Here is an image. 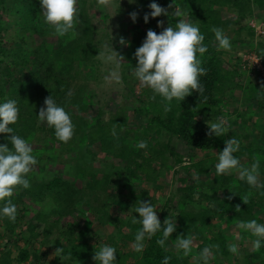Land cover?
Instances as JSON below:
<instances>
[{
	"label": "trees",
	"instance_id": "16d2710c",
	"mask_svg": "<svg viewBox=\"0 0 264 264\" xmlns=\"http://www.w3.org/2000/svg\"><path fill=\"white\" fill-rule=\"evenodd\" d=\"M152 2L168 13L171 3L178 5L188 15L189 21L199 24L205 37L203 43L208 48L203 56L197 54L202 66L207 69L206 75L200 77L203 95L193 91L182 102L173 100L168 111L163 98L156 96L153 99L152 91L143 87L134 75L137 65L134 54L145 40L147 31L151 29L159 34L158 21L161 18L170 20L169 25L175 26L170 13H162L155 18L149 15L145 23L144 16L151 12L149 5ZM141 3H144L141 9L131 8L127 12L129 15L136 13L139 20V24L130 31L128 48L122 50L117 47L121 51L120 56H123L120 66L125 89L122 96L124 100H130V104L123 101L117 103L112 98L102 105L97 100L93 84L101 83L98 55L104 40L109 37L106 34L101 38L98 36L97 19L92 14L97 8L96 0H77L79 19L75 29L63 37L56 35L44 23L40 0H0V102L15 100L19 109L17 122L9 125L13 133L0 134V144L11 148L8 137L14 134L21 136L32 145V154L37 160L27 177L30 187H18L11 197L17 207L15 222L6 217L0 218V264H46L49 254L47 249L44 250L46 246L49 250L62 249L59 256L62 264H97L93 257L99 248L92 247L85 238L93 231L94 222L83 214L84 207L101 225L113 226L108 244L117 249L118 264H161L165 256L170 257L169 264H191V255L184 257L171 248L177 235L199 242L195 250L197 253L204 247H211L214 257L229 258L231 253L225 236L219 235L208 241L202 233L205 227H209L206 226L208 216L213 217L215 209L219 210L221 220L228 218L235 227L252 219L264 223V188H252L236 177L231 184L232 178L228 175L215 176V181L207 183L190 181L188 177L179 176V171L175 170L181 186L178 189L179 198L166 200L160 210V221L163 224L165 219H175L176 231L165 247L157 244L161 232L145 240L142 254L134 249L123 252V247H132L135 234L140 229L139 223H132L133 216L139 218V214L135 213L139 202L156 203L142 188L144 183L155 185L157 177L169 163L182 169L193 168L199 175L209 173L202 162L183 166V157L171 147L174 141H182L190 149L219 153L225 147V141L232 137L239 141L243 137L248 142L249 132L240 136L234 128L252 126L260 133L248 144L240 143L239 159L243 166L245 160L253 163L259 159V182L264 184V88L254 85L252 90L260 96L253 106L240 112L234 91L243 89V85L236 80V64L229 68L223 59L237 45L247 43L241 36L244 31L250 37L258 35L257 28L249 22L255 21L258 25L264 22V0H138L137 4ZM229 12H236L238 16L231 21L232 24L247 23L235 31L237 37L229 38L231 51L217 50L213 28L222 29L228 36V25L223 17ZM125 13L123 5L117 8L118 15ZM261 26L264 29V23ZM12 28L16 32H12ZM259 48L263 50V69L257 71L256 78L264 81L263 42ZM242 64L247 63L242 60ZM251 83L248 82L249 87ZM136 87L139 88L138 93ZM50 95L66 109L75 125L74 135L68 143L58 141L54 129L38 122L39 110ZM230 100L234 103L231 108ZM106 107L112 112L104 111ZM251 107L263 117L254 111L251 113ZM249 114H253L252 117ZM221 117L227 121V133L220 137L209 134L208 122L210 124ZM140 141H146L147 148H138ZM243 155L247 158L244 159ZM110 160L126 164L130 183L126 185L125 198L121 197L115 175L104 168L96 169L98 161L106 164ZM64 165L70 166L67 168L70 179H66L61 171L54 170ZM48 172L49 175H46ZM199 187L210 188L215 196L211 198L206 193H200L199 197L207 198L214 207L208 210V216L204 215L196 222L195 214L186 206L194 202ZM221 191L224 193L220 197ZM27 199L39 205L30 224L26 222L27 215L32 212ZM172 203L177 213H170ZM237 208L240 210L237 211ZM80 217H85L83 226L79 222ZM239 231L242 237L250 236L241 229ZM14 254L16 258H13ZM245 263L264 264V248L256 250L253 247Z\"/></svg>",
	"mask_w": 264,
	"mask_h": 264
},
{
	"label": "clouds",
	"instance_id": "9594fccd",
	"mask_svg": "<svg viewBox=\"0 0 264 264\" xmlns=\"http://www.w3.org/2000/svg\"><path fill=\"white\" fill-rule=\"evenodd\" d=\"M109 5V0H97V9L105 8ZM43 21L50 26L56 35L63 37L75 29L78 21L77 0H40ZM151 12L145 14V23L152 18L169 15L167 10L159 6L156 2L149 5ZM171 7V5H169ZM171 15L181 17L182 13L175 10ZM135 22L136 13L131 14ZM162 22L158 21V26ZM217 50H230V39L220 28H213ZM205 37L201 34L199 27L191 22L180 19L175 26H169L157 34L153 30H148L142 45L136 49L135 57L137 65L134 68V75L143 87L150 89L153 99L156 96L163 98L166 102L165 110H170L173 100L182 102L185 97L191 95L193 91L203 95V85L200 77L206 75L207 69L202 66V61L197 58V54L203 56L208 48L203 43ZM121 43L124 41L121 39ZM107 59L111 61L112 56ZM123 56H119V61ZM115 76V73H112ZM118 80L119 77L117 76ZM206 99V97H205ZM19 109L15 100L0 102V134L13 133V125L17 122ZM38 122H44L51 129H54L55 137L62 143H68L73 135L75 125L66 109L56 103L50 95L44 101L37 115ZM209 134L217 137L225 135L228 131L227 121L218 118L209 124ZM113 130V135H115ZM12 147L0 144V218H7L15 222L17 218V207L11 200L14 191L18 187L25 189L30 187L28 174L37 164L33 153V148L24 138L18 135L8 137ZM240 141L232 137L225 141V147L218 153L217 163L214 167L216 177L228 175L232 171H237L239 179L246 182L252 188H264V184L259 182L260 161L255 160L250 167L241 165L240 159L234 155L239 150ZM140 149L147 148L146 141L137 144ZM199 179V177H194ZM231 197H229L230 199ZM246 203V200L244 201ZM237 211L240 209L237 208ZM135 213L139 218L132 217V223H139L140 229L135 234V242L132 248L137 253H143L145 240L151 239L157 233L162 232L157 244L165 247L169 237L176 231L175 219H165L163 224L158 218L156 206L148 201L139 202L135 208ZM237 227L245 233L255 237L253 247L256 250L264 248V223H259L256 219L240 222ZM193 238L184 235H177L173 245L177 253H182L184 257L189 256L194 247ZM228 251L238 254L239 249L236 244H229ZM62 249H57L55 254L61 253ZM117 249L110 245H102L95 251L93 259L97 264H118ZM59 256V255H57ZM194 264H212L213 252L211 247H204L197 256L193 258ZM170 257L165 256L161 264H169Z\"/></svg>",
	"mask_w": 264,
	"mask_h": 264
},
{
	"label": "rangeland",
	"instance_id": "374dc122",
	"mask_svg": "<svg viewBox=\"0 0 264 264\" xmlns=\"http://www.w3.org/2000/svg\"><path fill=\"white\" fill-rule=\"evenodd\" d=\"M92 1V0H90ZM138 0H119V2H116L115 0H109V5L102 9L95 8L94 11H92V14L95 15L97 19V27L99 28V38L103 37L104 34L108 35L109 39L104 40V45H102L101 52L98 55L99 58V64H98V71L101 74V83L97 84L94 82L93 89L96 93L97 100L101 102L103 105L104 103H108L112 98L116 100L117 103L123 101L124 104H130V100H124L122 93L124 92V85L121 81V62L119 61V56L121 51L120 49H127L128 48V42L130 41V31L133 26L139 24V20L136 16L135 22L131 18V15L127 14V12L130 11V9H141L144 6V3L137 4ZM97 3V0H96ZM260 4L259 2H257ZM124 6V12L125 14L118 15L117 14V8L119 6ZM175 10H178L182 13L181 17H175L171 15ZM168 11L171 16V22L177 23L180 21V19H183L185 21H189L188 15L181 11L177 6L174 5V3H171V7H168ZM237 13L236 12H229L225 17H223L224 21L227 23V34L228 38L230 37H237L235 34V31L241 27L246 26V21H242L237 25H234L231 23L234 19H236ZM174 18V20H173ZM169 21L168 19L161 18L160 22L162 24L158 26V31L161 32L165 28L169 27ZM133 23V24H132ZM264 22H261L260 24H263ZM174 24V25H175ZM198 27L199 24L195 23ZM249 24L253 27L257 28L258 35H255L254 37H250L248 35L247 31H244L241 35L242 38L247 41V43L241 44L240 46L237 45L235 50H230L227 55L223 57L225 65L227 67L232 68L236 64V69L238 71V77L237 81L240 82L243 85V89H236L234 91V97L236 98V101L239 105V111L243 112L246 111V108H249L250 106H253L255 100L257 97L260 96V94H257L252 90V87L257 84L261 86V89L264 88V81L258 80L256 78L257 71H261L263 69L261 63V59L263 56V50H260L259 44L263 42L264 44V29H262V26L260 27V24L258 25L255 21H250ZM18 29V28H16ZM12 32L14 29L12 28ZM126 32H129L128 35ZM121 39H123L124 43H121ZM7 40V39H6ZM8 41V40H7ZM9 42V41H8ZM235 48V47H234ZM108 56H112L113 59L109 61L107 59ZM258 57V58H257ZM242 60L244 63L242 64ZM237 61H240L238 63ZM112 73H115V76L112 75ZM119 77L117 80L116 77ZM256 79V80H254ZM252 80V81H250ZM248 82H252V86H248ZM137 93L139 92V88L136 87ZM251 96V97H250ZM249 97V98H248ZM230 102V108L233 106V101ZM124 106V105H123ZM254 107H251L250 112L253 113ZM104 111L106 112H112V109H109L108 107L104 108ZM105 112V113H106ZM257 115L262 116L259 112H255ZM111 113L110 115H112ZM253 114H249V117H252ZM263 117V116H262ZM251 125V123L249 124ZM243 126L234 128V130H237V133L240 136H245L248 132L250 134V139H248V142L251 140H254L255 137H257L260 133L259 130H255L252 126ZM252 127V128H251ZM260 129V128H259ZM231 139V138H230ZM167 143V138H166ZM248 142L242 137V140L240 141L241 145L248 144ZM172 149H174L175 153L178 155L180 154L183 157V166H187L189 164H201L204 165L205 170H209V173L206 175H199L196 173V170L193 168H189L188 170L186 167L185 169H182L181 166L174 167L171 163L168 164L167 168H164L163 172L159 175L157 183L154 185L152 183L143 184L142 188H145L149 192V196L151 199L156 200V203L154 206H156V212L158 215V218H161V208L165 205V202L167 199H177L179 198L178 189L181 187L180 183L178 182V175L174 172L176 170L179 171V176L182 175L184 177H188L191 180H197L194 179V177H199L197 182L207 183V182H213L215 181V173H214V167L215 164L218 162V152H210V151H199L196 149H190L186 147V145L182 141H174L171 145ZM236 157H240L238 151L234 153ZM244 156V155H243ZM247 158V155L244 156V159ZM241 163V162H240ZM252 163L247 162L245 160V167H250ZM242 165V164H241ZM96 169L104 168L107 169V171L115 175L114 179L117 183V185L121 188V197L125 198L127 197V189L126 185L130 183L129 179L130 177L126 174L127 169L125 168L126 164L121 162H112L111 160L108 161L106 164H104L102 161H98L95 163ZM70 167V166H68ZM66 165L56 167L54 170L61 171L63 176L66 179H70V171L67 169ZM52 171L51 169H49ZM49 175V172L46 174ZM227 176V175H224ZM144 178V176H142ZM229 178L231 179V184L236 181V178L239 179L238 172L232 171L228 174ZM236 177V178H235ZM220 178V177H218ZM260 179V177H259ZM218 180V179H217ZM189 184V182H188ZM78 187H80V182H78ZM199 194L195 195L194 202L189 203V205L186 206L187 210L190 212H193L195 214V221L198 222L201 220L202 216L206 215L208 216V210H212L214 205L212 202H210L207 198L199 197L200 193H206L208 196L213 198L215 194L210 188L207 187H199L198 189ZM234 191H237L234 189ZM116 192V191H114ZM224 191L220 192V197L223 195ZM26 200L30 209L32 212L29 213L26 217V222L29 224L32 223L34 220L35 212L39 210V205L36 203H32ZM176 201V200H175ZM172 205H170V213H177L173 210ZM84 212L90 220L94 222L92 226V232L89 236H85L86 240L89 241V244L92 247L100 248L102 245H109L108 239L111 236L113 232V226L107 225L103 226L99 223L98 220L94 218L92 213L88 211V208L84 207ZM30 210V211H31ZM88 211V212H87ZM113 211V210H112ZM115 212V211H114ZM219 210H214L213 214L214 216L209 217L208 223L206 226L209 225V227H205V230H203V235L206 237L208 241H211L217 236H225L228 240V246L229 244H236L239 253L238 254H232L229 258H216L213 256L212 264H246L245 258L250 253V250L253 248V239L248 235L247 237H242L240 235V231L237 227L234 226V224L231 223L230 219L226 218L224 220H221L218 214ZM87 213V214H86ZM33 219V220H32ZM85 217H80L79 222L82 224L85 223ZM95 235V236H94ZM54 243V242H53ZM55 244V243H54ZM199 242H195L192 252L189 254L191 255V264H194L193 257L197 256L199 253L195 252L197 249ZM219 242L216 241V245H218ZM172 250L175 251L174 247L171 246ZM47 249V250H46ZM44 250H46L49 254L46 257V264H62V261H59V256L61 253L55 254L57 249H50L49 246L44 247ZM133 248L131 246L129 247H123V252L126 251H132ZM59 255V256H57ZM13 258H16V254L13 255ZM43 264V263H42ZM131 264V263H129Z\"/></svg>",
	"mask_w": 264,
	"mask_h": 264
},
{
	"label": "built area",
	"instance_id": "2783aa9c",
	"mask_svg": "<svg viewBox=\"0 0 264 264\" xmlns=\"http://www.w3.org/2000/svg\"><path fill=\"white\" fill-rule=\"evenodd\" d=\"M258 58V57H257ZM261 64V63H260ZM262 70V69H261Z\"/></svg>",
	"mask_w": 264,
	"mask_h": 264
}]
</instances>
